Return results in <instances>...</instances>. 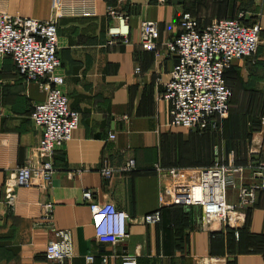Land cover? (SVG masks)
<instances>
[{"label": "crops", "instance_id": "0c3cea01", "mask_svg": "<svg viewBox=\"0 0 264 264\" xmlns=\"http://www.w3.org/2000/svg\"><path fill=\"white\" fill-rule=\"evenodd\" d=\"M51 0H0V14L46 20ZM56 19L62 90L68 108L78 113L70 139L55 150L50 182L38 180L35 148L40 129L28 116L32 105L44 100L45 79L19 76L10 57H0V264H119L133 256L136 264H264V192L255 195L238 230L249 244L228 259L233 232L219 223L205 224L197 207L163 208L159 222L146 225L142 217L157 209L166 170L190 180L196 170L211 166L213 156L243 169L245 184L257 181L256 168L264 163V107L254 108L251 128H238L219 120L213 145L210 135L169 126L168 103L157 99L174 63L164 43L178 32L179 16L186 12L202 28L215 19H255L262 37L251 55L234 59L224 72L230 90L231 112L242 98L264 97V0H59ZM124 16L127 35L111 41L106 29ZM141 20L156 23L155 49L140 43ZM259 31V32H260ZM112 139L106 140L108 136ZM128 161L133 166L127 169ZM30 162V185L8 191L3 183L18 166ZM113 170L104 181L99 170ZM238 182L237 175L233 177ZM93 202L110 203L126 213L127 238L111 245L93 237L87 205L81 191ZM7 194L12 204H5ZM227 201H234L232 190ZM52 205L50 221L40 219L41 206ZM50 242L67 253L61 262L44 254ZM244 244V243H243ZM243 248V247H242Z\"/></svg>", "mask_w": 264, "mask_h": 264}, {"label": "built area", "instance_id": "2783aa9c", "mask_svg": "<svg viewBox=\"0 0 264 264\" xmlns=\"http://www.w3.org/2000/svg\"><path fill=\"white\" fill-rule=\"evenodd\" d=\"M161 2L162 0H158ZM60 16L59 0H51L50 16L37 20L23 16L0 14V57L11 58L17 74L26 80L45 79L47 90L44 100L32 105L29 120L40 129V138L35 148L39 160L38 180L47 184L53 174L51 159L55 150L65 144L78 124V113L70 110L62 90L63 76L57 72L56 19ZM243 14L235 18L215 19L199 28L195 19L184 12L179 16V32L164 43L174 63L156 98L168 103L169 126L194 133L217 129V123L228 111L230 90L223 75L234 59L252 54L257 46L260 27L255 21L246 24ZM124 16H116V23L106 32L111 41L124 39L127 25ZM140 43L147 49H155L158 38L156 23L141 20L138 25ZM108 136L106 140L112 139ZM133 166L128 161L127 169ZM32 166L26 162L10 172L3 183L8 191L27 188L30 185ZM243 169L232 161L223 164L214 158L211 166L194 172L190 180L177 178L175 170H166L167 180L161 189L162 200L157 209L142 217L143 224L159 222V211L170 206L197 207L205 224L219 223L233 232L242 228L245 213L255 200V195L264 192V163L257 165V181L243 183ZM113 170L103 166L99 176L106 181ZM237 175L238 182L233 181ZM232 190L234 201H227V191ZM81 200L87 205L94 240L98 244L114 246L127 238L126 213L110 203L93 202L91 193L82 190ZM5 204H12V195L7 194ZM52 205L41 206L40 219L50 221ZM44 254L48 260L61 262L67 253L57 242L46 245ZM91 256L85 257L89 264ZM101 256L99 264H106ZM119 264H136L133 256H121Z\"/></svg>", "mask_w": 264, "mask_h": 264}, {"label": "rangeland", "instance_id": "374dc122", "mask_svg": "<svg viewBox=\"0 0 264 264\" xmlns=\"http://www.w3.org/2000/svg\"><path fill=\"white\" fill-rule=\"evenodd\" d=\"M193 17V16H192ZM194 18V17H193ZM243 19L245 20L244 16ZM249 23L255 22V19H248ZM262 37L261 31L258 34V42L255 51L257 50L259 46V42L261 41L260 38ZM254 51V52H255ZM253 52V53H254ZM251 55V54H250ZM237 107L239 105V108L241 110H244L245 112L240 113H230V105L228 103V111L226 116L221 119L225 121H231L236 124L238 128H251V124L255 121L256 114L252 112L254 108H263L264 107V97L260 96H253V97H242L237 103ZM218 128L214 131L206 132V135H210L212 138L213 145L215 144ZM214 158V156H213ZM243 227V226H242ZM250 241V240H249ZM249 241H244L241 234H238L237 236H229L228 240V259H233L234 256L239 255L243 253V249L246 247L247 244L250 246ZM244 243V244H243ZM243 247V248H242Z\"/></svg>", "mask_w": 264, "mask_h": 264}, {"label": "trees", "instance_id": "16d2710c", "mask_svg": "<svg viewBox=\"0 0 264 264\" xmlns=\"http://www.w3.org/2000/svg\"><path fill=\"white\" fill-rule=\"evenodd\" d=\"M246 24H249V23H246ZM227 70V69H226ZM206 132H203V133H197V134H205ZM215 158V157H214ZM214 158H213V160H214ZM212 163H213V161H212ZM171 207H182V206H170V207H165V208H171ZM163 209V208H162ZM161 210V209H160ZM160 212V211H159ZM240 230V229H239Z\"/></svg>", "mask_w": 264, "mask_h": 264}]
</instances>
